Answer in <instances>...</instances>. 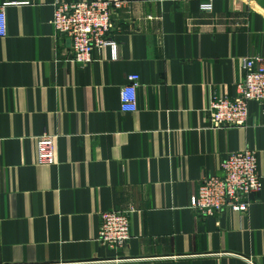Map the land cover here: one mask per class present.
I'll list each match as a JSON object with an SVG mask.
<instances>
[{
  "label": "crops",
  "instance_id": "1",
  "mask_svg": "<svg viewBox=\"0 0 264 264\" xmlns=\"http://www.w3.org/2000/svg\"><path fill=\"white\" fill-rule=\"evenodd\" d=\"M57 1L0 0V264H264V184L244 214L190 202L228 153L255 149L264 183V113L214 129L210 97L235 96L243 59L264 54V0H126L110 48L71 63L51 25ZM90 1V0H89ZM137 74L138 108L120 89ZM55 137L56 163L37 162ZM137 210L119 249L97 241L100 212Z\"/></svg>",
  "mask_w": 264,
  "mask_h": 264
},
{
  "label": "built area",
  "instance_id": "2",
  "mask_svg": "<svg viewBox=\"0 0 264 264\" xmlns=\"http://www.w3.org/2000/svg\"><path fill=\"white\" fill-rule=\"evenodd\" d=\"M15 3L0 5V37L8 36L7 8ZM126 0L57 1L51 25L56 32L72 42L71 63L88 65L93 52L110 48L112 59L118 57L119 44L114 38L115 16L127 5ZM212 1L201 3V10H212ZM243 76L236 83V94L229 97H210L205 108L210 127L214 129L247 127L249 104L259 102L264 113V54L243 59ZM137 74L129 75L128 83L120 89L121 109L138 108L137 91L140 87ZM37 162L42 165L56 163L55 137L49 134L37 138ZM222 176H208L201 181L198 191L191 198L190 206L203 215H214L224 209L244 214L252 196L263 190L258 152L255 149L228 153L221 161ZM137 210L131 206L100 212L101 225L97 241L110 249H119L129 243L131 219Z\"/></svg>",
  "mask_w": 264,
  "mask_h": 264
}]
</instances>
